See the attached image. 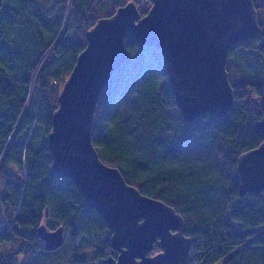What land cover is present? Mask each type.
<instances>
[{
	"label": "trees",
	"instance_id": "trees-1",
	"mask_svg": "<svg viewBox=\"0 0 264 264\" xmlns=\"http://www.w3.org/2000/svg\"><path fill=\"white\" fill-rule=\"evenodd\" d=\"M134 1L142 15L153 0H0V264L47 255L37 228L64 226L71 264H105L117 252L104 218L87 206L75 182L52 170L48 134L64 82L97 20ZM262 34L230 47L227 70L235 102L226 115L187 121L176 104L160 49L130 53L103 87L92 141L126 181L173 206L186 221L201 264H264V188L241 193L238 157L264 132V0H253ZM250 67H259L253 73ZM35 126L41 144H29ZM15 165L19 175L11 174ZM90 240L86 253L77 251ZM158 251L156 246L153 252Z\"/></svg>",
	"mask_w": 264,
	"mask_h": 264
},
{
	"label": "water",
	"instance_id": "water-1",
	"mask_svg": "<svg viewBox=\"0 0 264 264\" xmlns=\"http://www.w3.org/2000/svg\"><path fill=\"white\" fill-rule=\"evenodd\" d=\"M128 33L140 47L160 49L185 120L204 113L221 117L235 102L227 70L230 47L262 34L258 10L253 0H153L144 15L134 1L119 6L86 32L87 44L53 113L48 134L52 170L72 179L85 204L104 218L117 252L105 264H187L192 239L181 213L128 183L118 167L100 158L92 141L100 93L130 57ZM256 126L264 132V116ZM235 176L243 194L264 188V141L239 155ZM37 234L48 251L66 239L63 225L50 229L42 223Z\"/></svg>",
	"mask_w": 264,
	"mask_h": 264
},
{
	"label": "rangeland",
	"instance_id": "rangeland-1",
	"mask_svg": "<svg viewBox=\"0 0 264 264\" xmlns=\"http://www.w3.org/2000/svg\"><path fill=\"white\" fill-rule=\"evenodd\" d=\"M2 13V7H0V14ZM250 70L253 73L259 72V67H250ZM42 129L39 126H35L31 132L32 139L27 138V141L29 144L33 145H40L41 139H42ZM11 174L15 177H18L19 171L17 166L13 165L11 168ZM2 186L0 185V191ZM48 227V226H47ZM8 244H0V255L2 254V249ZM92 247V243L90 240L82 241L77 246V251L81 253H86L88 250H90ZM159 250V248H158ZM71 241L66 235L65 242L62 246L55 250L48 251L46 254L43 255L41 258L37 260H29L26 261L23 254L19 253L16 255L17 259L21 264H71L72 263V256H71ZM157 252V251H156ZM155 253V252H153ZM189 264H198V260L203 259L202 253L200 252H194L192 255L190 254ZM197 260V262H194ZM91 264H100L99 261L94 260ZM188 264V263H187Z\"/></svg>",
	"mask_w": 264,
	"mask_h": 264
},
{
	"label": "built area",
	"instance_id": "built-area-1",
	"mask_svg": "<svg viewBox=\"0 0 264 264\" xmlns=\"http://www.w3.org/2000/svg\"><path fill=\"white\" fill-rule=\"evenodd\" d=\"M197 251H198V249L194 245H191L190 254L192 255V253L197 252ZM194 262H197V260H195ZM201 262H202V259L198 260V264H201ZM188 264H189V262H188Z\"/></svg>",
	"mask_w": 264,
	"mask_h": 264
},
{
	"label": "bare ground",
	"instance_id": "bare-ground-1",
	"mask_svg": "<svg viewBox=\"0 0 264 264\" xmlns=\"http://www.w3.org/2000/svg\"><path fill=\"white\" fill-rule=\"evenodd\" d=\"M189 259H190V257H189Z\"/></svg>",
	"mask_w": 264,
	"mask_h": 264
}]
</instances>
